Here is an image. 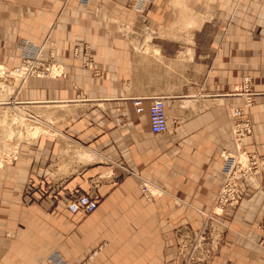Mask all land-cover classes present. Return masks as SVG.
I'll list each match as a JSON object with an SVG mask.
<instances>
[{"label": "crops", "instance_id": "obj_1", "mask_svg": "<svg viewBox=\"0 0 264 264\" xmlns=\"http://www.w3.org/2000/svg\"><path fill=\"white\" fill-rule=\"evenodd\" d=\"M144 7L156 33L198 25L190 15L211 12L229 26L214 40L207 70L188 79L190 60L182 54L193 53L181 52L183 37L146 36L156 42L146 49L125 36L121 27L138 17L129 0H0V64L19 66L27 42L64 67L61 78L29 79L7 104L34 108L53 123L20 142L18 160L0 167V264H46L56 250L69 264H184L209 216L208 241L219 242L201 264H264V175L231 212L214 211L225 181L221 156L235 151L230 108L243 104L237 92L245 78L257 97L249 111L253 135L242 146L264 157V0H155ZM86 46L94 70L84 68ZM158 96L176 116L168 115L163 136L181 121L177 143L162 144L151 132ZM91 154L99 160L89 161ZM144 182L159 196H146ZM85 194L98 198V210L71 214L68 203Z\"/></svg>", "mask_w": 264, "mask_h": 264}, {"label": "built area", "instance_id": "obj_2", "mask_svg": "<svg viewBox=\"0 0 264 264\" xmlns=\"http://www.w3.org/2000/svg\"><path fill=\"white\" fill-rule=\"evenodd\" d=\"M83 6H89L94 0H77ZM153 0H135L136 11H142L146 4H150ZM34 46L29 43H25L23 49L25 50L22 55V62L19 66L7 69L5 72L9 75H15L20 77L23 81L21 87L32 78L44 79V78H61L64 75V67L55 62L53 56L48 60L42 58L44 46L40 48H33ZM78 52V49L76 50ZM85 53L87 61L84 64V68L94 70L95 60L91 54L90 47H85ZM98 75V74H97ZM237 96L242 97L244 102L242 105L232 106L230 108L229 127L233 140L234 152H223L222 158V173L225 177L224 184L216 201V206L221 204L222 206L229 205L231 209H235L239 203L245 198V196L254 188V184H247L246 175H252L254 178L259 173H264V157H261L254 153H248L242 146V141L253 135V125L250 118L249 111L256 102L257 94L252 88V78H245L244 84L240 91L237 92ZM168 115L166 109L165 98L158 96L153 100L150 108V129L155 137L163 136L168 132ZM239 156L245 159V163L238 165L236 170L238 178L231 184L228 183L229 173L231 172L235 157ZM19 157V154H18ZM15 158L12 162H5V165L12 164L18 160ZM2 166V167H4ZM1 167V166H0ZM241 177V178H240ZM256 180V178H255ZM230 185L229 192L226 195V199L221 201L222 193L224 189ZM153 187L149 183H142L141 190L148 197H156L158 194H153ZM99 207L98 198L90 195H79L73 198L68 203V211L73 215L90 216L94 214ZM231 210V211H232ZM215 215L220 216L215 213ZM213 220L211 217L205 219L203 222V231L199 236H194V242L191 240L186 251L188 253V259L184 264H200L203 262V258L197 259L194 255L196 252H203L204 249L213 250V246L217 240L208 241L207 232L208 228L212 226L210 221ZM258 229L261 232L260 246L264 249V213L259 222ZM207 242V243H206ZM211 243V244H210ZM217 245V244H216ZM194 246V247H193ZM201 247H204L201 249ZM191 248V249H190ZM46 264H69L66 257L59 251L56 250L50 254L46 260ZM75 264H87L86 262H76Z\"/></svg>", "mask_w": 264, "mask_h": 264}, {"label": "rangeland", "instance_id": "obj_3", "mask_svg": "<svg viewBox=\"0 0 264 264\" xmlns=\"http://www.w3.org/2000/svg\"><path fill=\"white\" fill-rule=\"evenodd\" d=\"M154 1L155 0H153L150 4H152ZM135 5H136L135 0H129V7L133 11L132 12L133 15L136 16L138 14V17L136 16L137 20H134L131 25H125V26L121 27L122 32L125 34V36H126V34L128 36H136L137 41H135V43L142 45V47H144L146 49L148 48V46H147L148 43H150L149 45H152L154 48H155L154 44L156 43V42H154L153 39L151 40V42H147L148 39L146 38V36H178L175 38L180 39L179 40L180 42H181V39L183 37L186 40V41H184L182 39V42L185 45L184 46L185 50H181V52L187 53L191 50V52L193 53L192 59H190L191 55L189 57H185V55L182 54L184 60H186V61L190 60L189 63L187 64V67L190 66V68H191V70L189 72L188 79L191 81L193 76L195 77L197 74H199V73L202 74L205 70H207V68H208V66L212 60V57L210 54V49H211L213 43H215L214 40H217L219 38V36H224L227 33V29L229 27V26H226L223 24L220 25L218 23V19H219L218 16L216 17V15L212 12L204 14V18H202L201 16H198V15H190L192 17L193 21H197V20L199 21L198 25H195L194 23H191V24H188V23L183 24L182 23L183 25L176 24L173 28H170L169 31L165 30V31H163L164 33L163 32L156 33L154 31H152L151 28H149L147 26V22H146L145 17H144L145 16V14H144L145 7H143L142 11L140 12V11H136ZM222 10H224L223 12H221L222 15H223V13L228 14L227 9H222ZM176 19H177V16H176ZM203 21H204V23H203ZM179 23H181V17H179ZM188 40L190 42H193V43L189 42V44H188ZM169 44L171 45L170 42H169ZM157 49H160V48L157 47ZM153 52L154 51L152 49L151 52H149V53H153ZM179 55H181V54H179ZM180 63L181 62L178 61L177 63H175L174 67H180V65H179ZM196 65H200V66L196 69ZM0 66H4L7 69L8 68L11 69L8 65L0 64ZM0 70H1V68H0ZM22 82L23 81L21 79H16V78H14L13 80L10 78L4 79V76H2V73L0 72V166L1 167L4 166L5 162L9 161V160H6V158H5L6 156H14L18 152V149H19L18 144L20 142L31 140V138H34V140H35V138L39 137L44 130L49 132V130H50L49 127L50 126L52 127V123H53V121L50 118L46 119V121L43 120V117H41V119H38L36 109H34V108H27V112H26L25 110L23 111L19 107H12L10 105H7V104H9L8 102L10 100H12L15 97L17 98V95H18V92L21 88ZM161 97H163V96H161ZM35 105H37V104H33V105L29 104L26 106H35ZM23 106H25V105H23ZM189 106H191L194 109L196 107V105H192V104ZM11 107H12V109H11ZM168 115H169L170 121L172 119L176 118L175 115H171L169 112H168ZM180 123H181V121L179 119L178 123H175V124L173 123L172 126L170 125L169 134L162 136V137L161 136L160 137H154L155 140L164 144L167 141L172 139V140H174L173 143H177V138H175L174 133L176 131L175 127L179 126ZM36 127L42 129L43 131L40 134H33L31 132V130L36 128ZM10 143H12V144H10ZM91 155H93L95 157V160L93 158V160L89 159V161L97 162V160H99L94 154H91ZM62 161L63 162H62L61 166L65 167L66 162L64 161L63 157H62ZM222 164H223V162H222ZM261 174L264 175V173H259L256 177H258ZM151 190H152L153 194H158V195L160 194V192L158 190H155V188H152ZM209 217H211V216H209ZM209 217H207V218H209ZM215 226H217V225H215ZM217 239L218 238L215 237L214 240H217ZM192 241L194 242V240H192ZM216 242H219V240ZM216 244L217 243H215V246H216ZM203 248L204 247H201V249H203ZM212 251L213 250H211V249H209L208 252L206 249H204L203 252H201V250H199L200 253L196 252L194 255L196 256L197 259H201V258H205V256L208 257L209 255H211ZM188 253H189V250H188ZM200 264H201V262H200Z\"/></svg>", "mask_w": 264, "mask_h": 264}, {"label": "bare ground", "instance_id": "obj_4", "mask_svg": "<svg viewBox=\"0 0 264 264\" xmlns=\"http://www.w3.org/2000/svg\"><path fill=\"white\" fill-rule=\"evenodd\" d=\"M0 68H1V70H0V72L2 73V76H4V79H8V78H10V79H14V78H16V79H20V77H18V76H15V75H9L8 73H6L5 72V67L4 66H0ZM43 130L42 129H40V128H38V127H36V128H34V129H32L31 130V132L33 133V134H40L41 132H42ZM39 136V135H38ZM17 154H18V152L14 155V156H6L5 158H6V160H9L8 162H12L15 158H17ZM14 157V158H13ZM13 158V159H12ZM245 161V159L243 158V157H239V156H236L235 157V161H234V163H233V166H232V169H231V172L229 173V180H228V183L230 184H232L233 182H234V180L236 179V178H238V175H237V172H236V170H237V168H238V165L239 164H241V163H245L244 162ZM246 179V183L247 184H249V185H251V184H254V185H256V180H255V178H254V176H252V175H246V176H244ZM241 178V177H240ZM229 188H230V185L229 186H227L225 189H224V191H223V193H222V197H221V201H223L224 199H226V195L228 194V192H229ZM231 207L229 206V205H226V206H222L221 204H219V205H217L216 207H215V213L216 214H218V215H224V214H227V213H229V212H231ZM219 211V212H218Z\"/></svg>", "mask_w": 264, "mask_h": 264}]
</instances>
